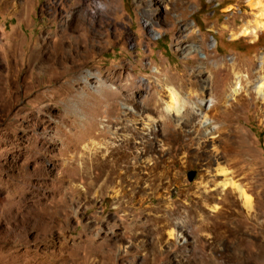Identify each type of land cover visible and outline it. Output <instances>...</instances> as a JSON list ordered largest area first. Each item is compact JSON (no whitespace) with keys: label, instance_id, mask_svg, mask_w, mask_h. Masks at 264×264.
Masks as SVG:
<instances>
[{"label":"rangeland","instance_id":"374dc122","mask_svg":"<svg viewBox=\"0 0 264 264\" xmlns=\"http://www.w3.org/2000/svg\"><path fill=\"white\" fill-rule=\"evenodd\" d=\"M258 18L254 0H0V264H264ZM176 92L195 118L167 112Z\"/></svg>","mask_w":264,"mask_h":264},{"label":"bare ground","instance_id":"6f19581e","mask_svg":"<svg viewBox=\"0 0 264 264\" xmlns=\"http://www.w3.org/2000/svg\"><path fill=\"white\" fill-rule=\"evenodd\" d=\"M254 3L256 4V6H258V7H260V16H262V17H264V2L262 1V0H254ZM264 25V23L262 22V20L261 19H257V20H255V24L254 25H252L251 27H249V26H243L242 28H241V31L244 33V34H253L254 35V32H255V29L257 28V27H260V26H263ZM264 86V83L263 84H261L260 85V90L262 89V87ZM171 91H173V92H175V90L173 89V88H171ZM125 101H126V103H128V102H132L133 101V98H132V96H126L125 97ZM136 101L134 100V103H135ZM136 104V103H135ZM156 104V103H155ZM158 104V103H157ZM156 104V105H157ZM151 108V107H150ZM166 110H167V112H170L171 110H174V113L177 115V116H179V117H181L182 118V116H187L186 118L188 119V120H191V119H193V117L195 118L196 117V114H195V112H194V110H193V108H192V106H190V104H189V102L186 100V98L184 99V98H181V97H179L178 96V94H177V92H176V97L174 96V99H173V102H172V104L171 105H167V107H166ZM150 112V111H149ZM148 112V113H149ZM182 112L184 113V115L182 114ZM161 118V117H160ZM133 126V125H132ZM127 127V126H126ZM125 127V128H126ZM130 126H128V128H129ZM131 129V128H130ZM176 129V128H175ZM121 130V129H120ZM124 130V129H123ZM129 130V129H128ZM133 130H134V128H133ZM137 130V129H136ZM127 131V130H126ZM125 131V132H126ZM134 132V131H133ZM140 133V132H139ZM129 134V133H128ZM131 134V133H130ZM137 134V133H136ZM145 135V134H144ZM172 138L173 139H179V138H181V136L183 135V130H181L180 128L179 129H176L173 133H172ZM231 135V134H230ZM230 135H225L224 136V138H226L227 140H229V136ZM125 137V136H124ZM221 137V136H220ZM231 137V136H230ZM128 138V137H127ZM129 139V138H128ZM122 140H125L124 138L122 139ZM130 141H131V139H129ZM222 140V139H221ZM122 142V141H121ZM126 142V141H125ZM127 143V142H126ZM228 143V142H227ZM235 143V142H234ZM129 145V144H128ZM232 142L230 141L229 142V148H231L232 147ZM130 146H131V144H130ZM131 147H133V146H131ZM234 147V146H233ZM146 154H148V152L146 153ZM140 162H142V161H140ZM144 163H146V159L143 161ZM136 164V163H135ZM138 165V164H137ZM155 165H157V162H156V164ZM134 166V165H133ZM141 166V165H140ZM136 167V166H135ZM142 167V166H141ZM145 168V167H144ZM133 170V169H132ZM138 171H139V169H138ZM136 172V170H135V173L134 174H141V177H137L136 178V180H135V184H138V183H142L141 182V179H143V177L144 176H146V174H143V173H141V172ZM120 175H121V173H120ZM120 175H119V177H120ZM132 176V175H131ZM130 176V177H131ZM140 178V180H138ZM149 178V177H148ZM150 179H152L154 182H156V181H159L158 183H157V185H161V184H163V180H164V178H163V175H161V174H159V173H157V174H154L153 175V177L152 178H150ZM147 180V179H146ZM153 182V183H154ZM122 184V183H121ZM155 185V184H154ZM156 186V185H155ZM220 186H223V188L224 189H227V188H229V187H232V190H234V191H236V190H238L239 192H240V194L244 197V200H245V204L248 206V207H251L252 206V198L249 196V195H247L246 194V191L243 189V188H241L239 185H235V184H229L228 182H223ZM137 186H133L132 188H131V190H134L135 188H136ZM139 187H141L142 188V186H139ZM216 189V188H215ZM213 190V189H212ZM228 191H230L231 192V190H228ZM228 191H226V193L228 192ZM227 195V194H226ZM228 196V195H227ZM132 198V197H131ZM160 207V206H159ZM164 210V209H163ZM168 224V223H167ZM140 228V227H139ZM169 235H171V237H172V234H169Z\"/></svg>","mask_w":264,"mask_h":264},{"label":"water","instance_id":"95a60500","mask_svg":"<svg viewBox=\"0 0 264 264\" xmlns=\"http://www.w3.org/2000/svg\"><path fill=\"white\" fill-rule=\"evenodd\" d=\"M193 176H194V172H193V171L188 173V177H189V179H192Z\"/></svg>","mask_w":264,"mask_h":264}]
</instances>
